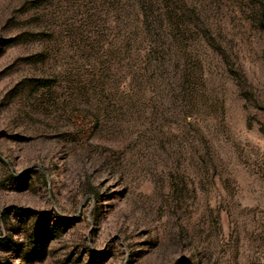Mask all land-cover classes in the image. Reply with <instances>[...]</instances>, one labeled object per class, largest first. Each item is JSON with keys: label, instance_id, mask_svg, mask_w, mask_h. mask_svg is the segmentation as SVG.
I'll return each instance as SVG.
<instances>
[{"label": "rangeland", "instance_id": "1", "mask_svg": "<svg viewBox=\"0 0 264 264\" xmlns=\"http://www.w3.org/2000/svg\"><path fill=\"white\" fill-rule=\"evenodd\" d=\"M0 264H264V0H0Z\"/></svg>", "mask_w": 264, "mask_h": 264}]
</instances>
